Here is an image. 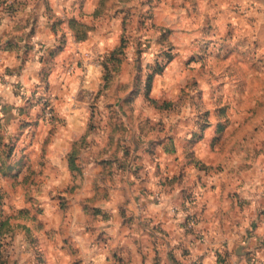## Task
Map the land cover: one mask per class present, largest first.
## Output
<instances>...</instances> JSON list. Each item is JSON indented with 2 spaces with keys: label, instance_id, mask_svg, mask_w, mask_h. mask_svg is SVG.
Instances as JSON below:
<instances>
[{
  "label": "crops",
  "instance_id": "1",
  "mask_svg": "<svg viewBox=\"0 0 264 264\" xmlns=\"http://www.w3.org/2000/svg\"><path fill=\"white\" fill-rule=\"evenodd\" d=\"M163 1L156 22L172 27L175 53L148 97L177 103L166 110L144 95L138 33L114 70L102 62L133 2L0 0V152L14 197L44 207L43 264H264V0ZM59 40L50 66L21 64L25 45L47 53ZM43 70L50 122L31 94Z\"/></svg>",
  "mask_w": 264,
  "mask_h": 264
},
{
  "label": "rangeland",
  "instance_id": "2",
  "mask_svg": "<svg viewBox=\"0 0 264 264\" xmlns=\"http://www.w3.org/2000/svg\"><path fill=\"white\" fill-rule=\"evenodd\" d=\"M172 1L173 0H164L163 2L166 7H170L171 5H173ZM119 2V6L127 2H133V5L130 4L132 5L130 6L131 11H128V14L125 15L122 21L121 35L119 37L118 44L114 49L116 51L114 55L115 60L107 61L105 58L102 62H104L106 66L109 65V67L114 70V66H116L117 63H120L121 61L120 57L122 51H124V49L130 45L129 38L131 37V35H135L138 33L135 39L136 43L134 45V50L139 56L137 60L138 63H146L147 65L144 73H150L152 71L151 69L154 68V66H156L157 64L164 66V64L166 65L167 63L168 65V63L174 58L175 47L171 40L173 36L172 27L164 23V25H162V23L157 24L156 22V12L157 14L159 13V20H161L162 17H164L165 19L169 17L166 12H162L160 14V7L157 6L160 0H119ZM160 3H162V1ZM101 4L103 5V0ZM119 9L123 11L125 10V7L122 6ZM69 26L73 30H84V28L81 27L78 22L70 21ZM63 43L64 40L57 41L55 47L47 53H41L39 49L35 50L34 53V44L31 45L32 47L27 44L21 49L22 53L19 56L22 61L21 64L29 57L36 54L38 59L45 58V63L50 66V64L52 63V59H54L56 54L61 50ZM170 57L171 60L168 62V58ZM46 73L47 70H43L42 74L44 75L38 83L40 89L31 93L32 97H34V99L37 100V103H39L40 105L41 103L39 102V100H41V98L44 96L46 97ZM108 77H110V72L105 69L103 72V78L105 80ZM102 89H107V87L104 86V88ZM144 89V95L147 97L146 99L151 101L150 104L155 105V108L157 107L160 108V110H166L169 108L173 109V107L177 105V103H173V101H169L166 103L164 102L162 104L152 101V99L148 97L151 92V84L150 88H148L149 90L146 87ZM189 90L190 89L188 88V85H186V87L182 88L179 94L188 95ZM100 91L101 88L98 89V91L96 92V96L93 98L97 99V97L101 93ZM94 103L95 101L92 100V102L89 104L88 118L86 120V133L92 131L96 127V120H94V109L96 108V106L94 105ZM47 104L51 106L49 101L47 102ZM40 107L44 116V107H42V105ZM149 120L150 119L147 118V124H149ZM200 123H203V120H201ZM87 135H81L79 138H76L72 141L70 158L74 157L73 155L76 154V148H78V146L88 142ZM0 153V167L2 168H0V172L2 174L1 177L3 179H6V182L0 185V264H23L22 260L27 258L29 255L34 256L35 258H37L40 264H43V256L45 250L42 247V241L45 239V236L43 233H41V225L44 222L45 218L44 207L40 202H38L39 200L35 204V201H33L32 199V192L30 191H27L26 194L20 199L14 197L15 192L13 190L15 187V183L10 181L13 180V177L15 175L14 171L16 170V168L13 167V165H8L11 152L5 150ZM8 179L10 181H8ZM24 185L28 186L29 183L26 182ZM30 185H34V183H31ZM68 253H70L71 255H78V247L75 246L71 240L69 241Z\"/></svg>",
  "mask_w": 264,
  "mask_h": 264
},
{
  "label": "trees",
  "instance_id": "3",
  "mask_svg": "<svg viewBox=\"0 0 264 264\" xmlns=\"http://www.w3.org/2000/svg\"><path fill=\"white\" fill-rule=\"evenodd\" d=\"M81 27H83V26H81ZM84 28V27H83ZM87 29V28H86ZM85 28H84V30L83 29H79L80 31H83V32H85V30H86ZM84 38V37H83ZM82 37H78V39H83ZM115 53H116V51L115 50H113L112 51V53L109 55V57H107L106 58V60L108 61V60H115ZM169 57V56H168ZM171 60V57L170 58H168V62ZM104 63V62H103ZM166 65H167V63H166ZM165 64H164V66H162V65H160V64H157L156 66H154V68H152L151 70V72L150 73H148V74H146V78H145V87L148 89V88H150V84H151V82H152V80H153V77H154V75H156V74H160L163 70H164V68H165V66H166ZM104 67H106V65L104 64ZM147 89H146V92H147ZM149 90V89H148ZM256 253V251H251L250 252V256H249V259L251 260V256L253 255V254H255Z\"/></svg>",
  "mask_w": 264,
  "mask_h": 264
},
{
  "label": "built area",
  "instance_id": "4",
  "mask_svg": "<svg viewBox=\"0 0 264 264\" xmlns=\"http://www.w3.org/2000/svg\"><path fill=\"white\" fill-rule=\"evenodd\" d=\"M48 101H49L48 97H45V96L42 97L41 100H39V102L41 103L42 107H44V118H45V120L50 121L51 118H52V108H51V106H49L47 104ZM172 210L174 212H176L178 209L176 207H174V208H172ZM192 224H193V219L189 218L188 219V226L191 227ZM200 239L202 240L203 237H201ZM256 256H257L256 253L251 256V261L252 262L257 261V257Z\"/></svg>",
  "mask_w": 264,
  "mask_h": 264
}]
</instances>
